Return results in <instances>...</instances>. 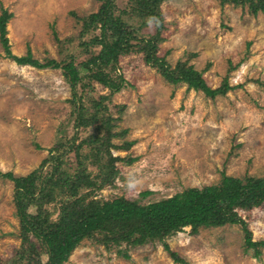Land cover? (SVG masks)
Wrapping results in <instances>:
<instances>
[{
  "label": "rangeland",
  "instance_id": "rangeland-1",
  "mask_svg": "<svg viewBox=\"0 0 264 264\" xmlns=\"http://www.w3.org/2000/svg\"><path fill=\"white\" fill-rule=\"evenodd\" d=\"M135 4L136 0H116L115 14L139 37L148 38L156 25L134 12ZM101 5L100 0H0V15L3 9L13 14L7 29L15 55H26L30 48L41 63L53 59L79 65L101 50L91 44L99 31H83V19ZM161 11L165 27L158 55L167 65L174 69L186 62L202 72L212 88L228 83L232 89L211 98L186 83L172 84L157 67L146 64L138 48L121 58L120 91L110 94L94 85L84 77L85 71L82 83L72 88L62 69L19 65L7 57L0 41L3 173L26 176L45 160L44 176L57 162L61 170L85 167L97 172L91 159L101 138L76 145L106 122L111 137L104 127L100 136L109 138L113 156L122 159L116 162L118 172L109 177L113 183L97 191L98 198L125 196L145 205L190 187L219 184L223 173L243 180L264 178V11L254 14L248 3L220 0H165ZM79 110L91 121L84 127L77 124ZM14 192V183L0 178V264H12L31 243L45 264L49 256L41 243L33 236L30 241L24 238ZM54 192L55 199L45 207L56 220L69 189ZM240 214L253 239H264V204ZM164 243L187 264H264V247L258 256L247 248L240 224L201 227L196 233L187 227L165 242L138 246L107 244L104 234L97 232L85 238L65 264H180Z\"/></svg>",
  "mask_w": 264,
  "mask_h": 264
},
{
  "label": "trees",
  "instance_id": "trees-1",
  "mask_svg": "<svg viewBox=\"0 0 264 264\" xmlns=\"http://www.w3.org/2000/svg\"><path fill=\"white\" fill-rule=\"evenodd\" d=\"M100 1L102 5L99 11L83 19L84 32L99 31L91 40V44L101 47L99 53L86 61L79 65L73 61L58 62L53 59L41 63L34 57L30 48L26 55H15L11 50L7 29L13 14L3 9L0 15V41L7 57L22 66L62 69L72 88L82 83L81 73L85 71L87 74L85 78L94 82V85L100 84L113 94L123 89L124 85L119 67L122 56L137 50L136 52L143 54L146 64L157 67L163 77L172 84L186 83L189 89L202 91L211 98L224 95L232 89L228 83L212 88L203 73L193 65L178 62L176 67L171 69L166 60L158 55V43L164 40L165 26L161 4L165 0H136L134 12L146 20H153L156 25L155 34L148 38L139 37L121 16L115 14L116 0ZM220 1L222 4L235 5L248 3L254 14L264 11V0ZM76 119L79 127L91 122L82 110H79ZM103 127L111 137L112 130L106 122H103ZM103 127L99 125L94 135L81 139L76 145V148L82 147L87 143L98 142V138H101L102 144L94 147L96 154L91 159L97 172L93 173L85 167L77 168L76 172L65 171L60 168L62 164L57 162L58 164L52 165V169L44 176L42 168L48 163L47 160L26 176H16L13 172L3 173L0 170V178L8 179L15 185V205L24 238L30 241L33 236L41 243L49 256L45 264H65L78 245L97 232L104 234L107 244L128 243L138 246L157 240L165 242L166 238L187 227L196 233L201 227H222L227 224L242 225L246 233L247 248L254 249L256 256L260 254V247H264V239L258 241L253 239L247 222L240 213L252 211L264 204V194L261 196L254 194L264 191V178L248 177L243 180L223 173L219 184H210L202 188L190 187L170 198L145 205L125 196L112 199L98 198L96 192L113 183L114 179L109 177L118 172L116 162L122 159L113 156L107 142L109 138L100 136L99 131H102ZM74 148L72 146L69 151ZM57 157L59 161L60 157ZM133 160L135 159H130L131 162ZM57 188L69 189V193L60 201L57 219L53 220L45 203L55 199L54 191ZM32 207H36L37 211L32 212L30 210ZM164 246L171 252L176 263L187 264L182 257L170 250L168 244L164 243ZM124 255L130 258L127 253ZM23 260L26 262L22 263ZM41 260L35 243H31L29 248L16 254L12 264H41Z\"/></svg>",
  "mask_w": 264,
  "mask_h": 264
}]
</instances>
